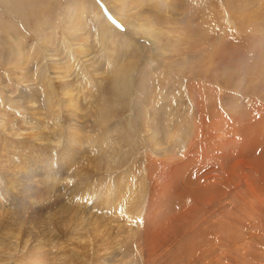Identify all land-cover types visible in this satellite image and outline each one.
Returning a JSON list of instances; mask_svg holds the SVG:
<instances>
[{
    "label": "rangeland",
    "instance_id": "374dc122",
    "mask_svg": "<svg viewBox=\"0 0 264 264\" xmlns=\"http://www.w3.org/2000/svg\"><path fill=\"white\" fill-rule=\"evenodd\" d=\"M107 12L122 24L105 16ZM106 21L116 25L115 33ZM127 23L152 25L164 36L154 45L136 36L144 44L131 49L124 37ZM66 68L71 76L68 92L82 110L77 117L60 109L61 102L56 108L48 105L47 75L52 70L63 75ZM87 77L92 86L78 89ZM119 79L133 80V98L139 99L138 84L145 83L148 106L143 116L128 109L131 100L117 91ZM0 123L6 131L0 132V167L5 164L6 171L16 174L25 164H34L37 171L51 170L49 186L69 188L63 190L61 202L67 207L61 213L59 205L31 206L29 188L19 192L10 187V175L0 171L1 213L8 207L10 218L21 213L31 217L25 220L29 222L39 212L46 223L38 242L32 236L34 243L22 238V249H6L9 241L0 238V254H8L4 264H60L59 243H67V230L80 228V223L98 226L94 236L102 246L109 245L114 240L107 232L114 234L118 224L129 226L123 212L131 196H158L169 205L177 193L181 198L173 204L175 223L187 214L195 216L185 221L188 229L182 232L203 245L204 260L188 251L174 264H264V0H0ZM76 123L79 129L70 131ZM62 133L71 140L59 143L57 134ZM47 173L31 175L38 182ZM50 194L49 199L56 198ZM89 241L88 251L101 253L93 235ZM88 251L69 261L71 255L61 257L81 264L90 259ZM132 257L104 264H140Z\"/></svg>",
    "mask_w": 264,
    "mask_h": 264
},
{
    "label": "bare ground",
    "instance_id": "6f19581e",
    "mask_svg": "<svg viewBox=\"0 0 264 264\" xmlns=\"http://www.w3.org/2000/svg\"><path fill=\"white\" fill-rule=\"evenodd\" d=\"M170 6V5H169ZM171 7V6H170ZM114 9H116L114 7ZM107 15V17L112 18V20H114V23L118 24L120 26V24H122L119 20L121 18H119L118 16H114L111 13L105 14V16ZM102 17V15H101ZM103 19V18H102ZM119 19V20H118ZM106 25L107 27L113 32L115 33V24H111L110 22L106 21ZM114 25V26H113ZM122 26V25H121ZM124 37L127 43V46L129 48L132 49V47L138 46V43H141L142 40H138L136 38V36L139 37H146L150 42L149 44L154 45L155 43H158L160 41V39H162V37L164 36V33L158 29L157 32H155L154 27L152 25H148L143 23L138 24V25H134L133 23H127L126 26V30L124 32ZM110 37V36H109ZM102 38V37H101ZM105 39V38H104ZM144 40V39H143ZM143 43V41H142ZM141 43V44H142ZM144 44V43H143ZM141 46V45H139ZM139 48V47H138ZM109 51V50H108ZM117 54V53H116ZM115 55V54H113ZM116 59V58H115ZM121 59V58H120ZM122 60V59H121ZM116 61V60H115ZM118 61V60H117ZM116 61V62H117ZM125 62V59H124ZM114 63V62H113ZM127 63V62H126ZM124 64V63H122ZM109 68H110V73H113L114 66L112 65V63H109ZM71 66V65H70ZM118 66V65H117ZM121 66V65H120ZM119 67V66H118ZM116 68V67H115ZM123 68V67H121ZM67 70L65 71V73H63V75H61V72L59 71L56 74L57 70H52L51 72L48 73V84H47V88L49 89L48 91V95H47V99L49 102V106L51 107L52 104H54V107L56 108L57 105H59V102H61L64 107L60 108V109H65L68 108L66 110V112H72V115L74 113V115L77 117L78 112L81 110L79 107V100L76 99L75 97L70 95V91L68 92V81H70L69 79L71 78L70 75H68V68H66ZM123 70V69H122ZM48 71H50V69H48ZM88 71V70H87ZM119 71V70H118ZM53 72V75H52ZM115 73V72H114ZM125 73V72H124ZM54 74L55 77H54ZM104 74V73H103ZM118 74V73H117ZM83 76V75H82ZM124 77V76H123ZM88 78V79H87ZM86 80H83L82 78V82L78 83V85L76 87L83 89L84 85V90L87 88V85L90 87L92 86L91 84H93L92 81H90V77H87ZM108 78V77H107ZM122 78V77H120ZM143 78V77H142ZM103 79V78H102ZM146 79V77H145ZM118 80V79H117ZM85 81V82H84ZM144 82V80H143ZM67 83V84H66ZM136 84V83H135ZM60 86V88H58L59 90L55 91V87L56 86ZM70 85V84H69ZM75 86V85H74ZM71 87V86H70ZM139 87V89H138ZM138 87H136L139 91H140V95L141 98H133V91L135 88L134 82L133 80H129V82H127L124 79H119V82L117 83V91L120 93V95L124 96V97H129L131 100V104L130 106H128V109H130V112L133 113V116H143L146 113L147 110V98L145 97L143 91H144V87H145V83H139ZM77 89V88H76ZM111 89V88H110ZM109 89V90H110ZM135 89V90H137ZM91 90V89H90ZM142 90V91H141ZM114 91V90H113ZM118 92H116L118 94ZM135 92V91H134ZM115 93V92H114ZM79 94V93H78ZM134 95V97H135ZM68 96V98L66 97ZM109 96V95H108ZM114 96V95H113ZM49 97V98H48ZM114 98V97H113ZM117 98V96H116ZM118 99V98H117ZM136 99H139L140 104L138 105V101ZM84 105L87 104V100L84 99ZM118 101V100H117ZM89 102V100H88ZM95 102V101H94ZM138 102V103H137ZM116 105V104H115ZM164 105V104H163ZM31 106V105H30ZM53 106V105H52ZM62 106V105H61ZM92 106V105H91ZM113 107V106H112ZM165 107V105H164ZM164 107H160L158 106V111L163 112ZM52 108V107H51ZM126 108V107H125ZM167 108V107H166ZM54 110V109H53ZM58 110V109H57ZM57 110H55L54 112L57 113ZM114 110V109H113ZM124 109L122 108V111ZM82 111V110H81ZM80 111V112H81ZM86 111V110H85ZM84 111V112H85ZM129 111V110H128ZM64 112V111H62ZM101 112V111H100ZM158 112V113H159ZM83 113V112H82ZM61 112L57 113V117H60ZM99 114V111H98ZM101 114V113H100ZM34 116V114H32ZM40 115V114H39ZM70 115V113L68 114ZM131 116V115H130ZM70 117V116H69ZM98 117V116H97ZM72 118V117H71ZM70 118V119H71ZM75 121L77 119L72 118ZM15 120V119H14ZM73 120V121H74ZM57 123H59L58 119L56 118ZM61 121V120H60ZM135 121V120H134ZM25 122V121H24ZM23 122V123H24ZM146 124V121H144ZM62 123V122H61ZM75 123V122H74ZM100 123V122H99ZM163 123V122H161ZM4 127L7 124H3ZM26 125V124H25ZM35 125V124H34ZM72 125V124H71ZM0 132L1 133H6L5 128L2 127V123H0ZM62 126V125H61ZM100 126V125H99ZM132 126V125H131ZM41 127V126H40ZM64 127V126H63ZM80 127V124L78 125L77 123L75 125H73L72 127H70V131L72 130H78ZM18 128V127H16ZM65 128V127H64ZM75 128V129H74ZM118 128V127H116ZM242 128V127H241ZM54 129H58L57 124H55ZM61 129V128H60ZM86 129V128H85ZM168 129V128H167ZM69 130H64L65 132H68ZM33 131V130H32ZM63 131V132H64ZM82 131V130H81ZM85 131V130H84ZM32 133V132H31ZM107 133V132H105ZM30 134V133H29ZM36 134V132H35ZM42 134V132H41ZM121 134V133H120ZM28 135V134H27ZM32 135H34L32 133ZM30 135V136H32ZM44 135V134H43ZM59 137V143H63V140L65 141H70L71 139L67 138L64 139V133L62 134H57ZM37 136V135H36ZM67 136V135H66ZM103 136V135H102ZM105 136V135H104ZM103 136V137H104ZM115 136V135H114ZM120 136V135H119ZM122 136V134H121ZM16 137H21V136H15ZM33 137V136H32ZM35 137V136H34ZM38 138V137H37ZM76 138V137H74ZM99 137H97V135H95V142L98 143ZM106 138V137H105ZM114 138V137H113ZM186 138V137H185ZM184 138V139H185ZM17 139V138H16ZM89 139V138H88ZM111 139V138H110ZM115 139V138H114ZM116 139H118L116 137ZM46 140V139H45ZM18 141V140H17ZM41 141V140H40ZM113 141V140H112ZM171 141V140H170ZM169 141V142H170ZM182 141V140H181ZM168 142V141H167ZM168 142V143H169ZM17 143V142H16ZM31 143V142H30ZM101 142H99L100 144ZM37 144V143H36ZM35 144V145H36ZM113 144V143H112ZM170 144V143H169ZM183 144V143H182ZM18 145V144H17ZM74 146V145H73ZM78 146V145H77ZM123 146V145H122ZM182 146V145H181ZM184 146V145H183ZM81 147V145L79 146ZM77 147V148H79ZM86 147V146H85ZM102 148V147H101ZM104 148V147H103ZM81 149V148H80ZM162 149V148H161ZM181 149V148H180ZM179 149V150H180ZM109 150V148H108ZM123 150V149H121ZM245 150V149H244ZM110 152V151H109ZM201 152V151H200ZM111 153V152H110ZM109 153V154H110ZM121 153V152H120ZM165 153V152H164ZM163 153V154H164ZM167 153V152H166ZM236 153V152H235ZM105 154V153H104ZM106 155H108L106 153ZM111 155V154H110ZM51 156V155H50ZM67 158V157H66ZM202 159V158H201ZM209 159V158H208ZM245 159V158H244ZM194 160V159H193ZM210 160V159H209ZM196 161V160H195ZM200 161V160H199ZM204 162V161H203ZM194 163V161H193ZM199 163V162H198ZM202 164V162H200ZM1 164V163H0ZM25 164V163H24ZM205 164V163H204ZM8 165V164H7ZM34 164H30V166L28 167L26 164L25 166L22 167V170H20L18 173L16 172V174H10V172L6 171L7 166H5V164L1 165L0 167V171L1 172H8L7 174L10 175V180H9V185L12 188H15L16 190H18L19 192L21 191V187H26V189H28V191L30 193V196L28 198L29 201V205L31 206H36L39 205L40 208H52L51 204L54 206L59 205L56 208H61L60 213L65 211L67 205L63 204L61 202V200L66 196V194L64 195L65 192H63L64 189H66L67 191L69 190V188H66L64 185L63 186H56L59 183L56 184H52L49 186L48 182L49 180H47V176L49 175L47 173V171H51L50 169H48L47 171H43V170H39L41 173H47V174H41V179L37 182L34 181L31 173L35 174L36 173H40L39 171H37V167L33 166ZM219 166V165H218ZM19 169V168H18ZM83 170V169H82ZM80 170V172L82 171ZM180 171V170H179ZM14 172V171H13ZM26 172V173H25ZM31 172V173H30ZM79 172V171H78ZM51 173V172H49ZM53 173V172H52ZM83 173V172H82ZM124 173V172H123ZM128 173V171H127ZM180 173V172H179ZM182 173V172H181ZM3 175V173H1ZM6 174V173H5ZM17 174L22 175V177H19ZM28 175L26 178L23 177L24 175ZM82 175V174H80ZM79 175V176H80ZM39 176V175H37ZM78 176V175H77ZM182 176V175H181ZM210 176V175H208ZM208 176H206L205 178L208 179ZM82 177V176H81ZM79 177V178H81ZM121 177V176H120ZM217 177V176H215ZM127 178V177H125ZM210 178V177H209ZM51 179V177H50ZM62 179V178H60ZM203 179V177L201 178V180ZM53 180V179H52ZM51 180V181H52ZM80 180V179H79ZM77 180V181H79ZM212 180V179H211ZM76 181V182H77ZM145 181V180H144ZM214 181V180H213ZM2 181H0L1 183ZM4 182V180H3ZM116 182V181H115ZM165 182V181H164ZM170 182V181H169ZM206 182V181H205ZM215 182V181H214ZM218 182V181H217ZM34 183V185H33ZM78 183V182H77ZM161 183V182H160ZM189 183V182H188ZM210 183V182H208ZM194 184V183H193ZM219 184V183H218ZM33 185V187H32ZM165 185V184H164ZM168 185V184H167ZM190 185V183H189ZM188 185V186H189ZM196 185V184H195ZM213 185V183H212ZM211 185V186H212ZM76 186V185H75ZM178 187V185H175ZM181 186V185H180ZM187 186V185H185ZM191 186V185H190ZM189 186V187H190ZM17 187H19V189H17ZM46 187H51L48 190V193H56V198L54 199H49L47 197V192H46ZM62 187H64L62 189ZM77 187V186H76ZM173 187V186H172ZM208 187V186H207ZM219 187V186H218ZM36 188V193L34 194L33 189ZM171 188V187H170ZM169 188V189H170ZM175 190H177L176 187H174ZM188 187H186L187 189ZM211 189V187H209ZM11 189V188H10ZM165 189V187H164ZM168 189V190H169ZM198 189V188H197ZM208 189V188H207ZM219 189V188H218ZM222 189V188H220ZM174 190V191H175ZM209 190V189H208ZM171 191V189H170ZM192 191V190H191ZM46 192V193H45ZM180 192V191H179ZM183 192V191H181ZM67 193V192H66ZM113 191L110 189L106 194V200H108L109 198H111ZM176 192H172V194ZM193 193V192H192ZM191 193V194H192ZM195 193V190H194ZM204 193V192H203ZM221 193V192H220ZM172 194L170 195L172 197ZM181 194V193H180ZM179 194V195H180ZM198 194V193H197ZM1 195V194H0ZM18 195V194H17ZM51 195V194H50ZM53 195V194H52ZM59 195V196H58ZM133 195V194H132ZM174 195V194H173ZM179 195L177 193V195L174 198H170L171 203L168 202L169 205H165L162 204V201H159V197L158 196H154L152 198H150L149 194H142V196L139 199V196L137 194H134L133 196H131L129 198V200L127 201V206H125L127 209L126 211L123 212V216L125 218V221L127 222V224L129 225L128 227L124 224V225H116L115 228L117 229V231L114 234H111L110 232H107L105 235H108L110 237L113 238L114 242L109 244V245H105L102 246L100 240L98 241L94 234L96 233V229H98V226H96L93 229H90L88 227H85L83 225V223H80V228L77 229H72V230H67V233H69V240L64 243H59V256H57L59 259V263L60 264H68L67 262H65V260L68 258L69 259L72 258V256H78L80 251H88V244L92 243V241H89L90 238H92L93 235V242H96L100 248L101 253H96L95 256L90 252V259L88 260H82L81 264H104L106 262H118L123 259H126L127 257L129 258V256H134L132 257V259L137 260L135 262H139L140 264H166V262L170 259V264H174V260L178 259V258H182V254H184L185 252V256L187 257L188 255V251H195L199 257L204 260V255L202 254L204 252V247L201 243L196 242V238L195 235L193 237H189L188 234L183 233L182 231L184 230V228H186L185 225V221L186 222H191L192 218L189 216V214L185 215L181 220L184 221H179V223H175V217L177 215H173L172 213L174 212V210L177 208H175V205H177V203L173 206V204L175 203L174 201L176 200H180ZM183 195V194H182ZM203 195V194H202ZM201 195V196H202ZM19 196H21V193L19 194ZM33 196V197H32ZM39 196V198H38ZM49 196V195H48ZM32 197V198H31ZM210 197V196H209ZM207 197V199L209 198ZM53 198V197H51ZM166 198V197H165ZM212 198V197H211ZM130 199H132L133 204L130 202ZM169 199V198H168ZM216 199V197H215ZM218 199V198H217ZM202 200V199H201ZM214 200V199H213ZM1 201V200H0ZM32 201H35L36 203H32ZM184 201V200H182ZM54 202V203H51ZM178 202V201H177ZM210 202V201H208ZM15 203V202H14ZM13 203V204H14ZM60 203V204H58ZM183 205L186 206L185 203L186 202H182ZM196 203V202H195ZM213 203V202H211ZM4 204V203H3ZM215 204V203H214ZM253 204V203H252ZM8 205V204H7ZM6 205V206H7ZM182 205V204H181ZM192 205V204H191ZM202 205V204H201ZM5 206V207H6ZM200 207V205H198ZM2 201H1V205H0V210H2ZM173 207L175 209H173ZM183 207V206H182ZM255 207V206H254ZM252 208V207H251ZM259 208V207H258ZM257 208V210H259ZM35 209V208H34ZM68 209V208H67ZM5 210H10V208L6 207ZM13 210V209H12ZM177 210V209H176ZM200 210V209H199ZM6 211V212H8ZM32 211V210H31ZM36 211V210H35ZM185 214L189 213L188 209L185 210ZM188 211V212H187ZM1 213L0 211V238H5L9 241L8 246L6 247V249H18V248H23L22 245V238L24 236H28L30 242L32 243V238H34L36 240V242H38L37 238L39 235V230L41 228H44V225H46L44 220H41L40 218L42 217V214H38L39 212H37V217L36 218H32L29 222H25L28 221L27 219L31 218V217H27L24 216L23 214H18V213H14L16 215L11 216V218L8 216V214ZM203 212V209H202ZM207 212V211H206ZM219 212V211H218ZM177 214V212H175ZM193 213V212H192ZM184 214V211L181 212L182 215ZM194 214L195 213L194 211ZM201 214V213H200ZM213 214V213H212ZM254 214V213H253ZM53 215V214H52ZM191 215V214H190ZM193 215V214H192ZM216 215V214H215ZM51 216V215H50ZM183 216V215H182ZM197 216V215H196ZM21 217V218H20ZM181 216H179L180 218ZM202 217V216H201ZM205 217V216H204ZM213 217V216H211ZM221 217V216H220ZM51 219V218H50ZM200 219V217L198 218ZM217 219V218H216ZM23 220V221H22ZM62 220V217H59L58 223L56 224V222L53 220L54 225H58L59 222ZM177 220V218H176ZM207 220V219H206ZM210 220V219H209ZM221 220V219H219ZM218 220V221H219ZM194 221V220H193ZM212 221V220H211ZM213 222V221H212ZM217 222V221H216ZM194 223V222H193ZM203 223V222H202ZM7 224H9V226H7ZM16 224H26V229L24 226L19 228H15L13 229V227H15ZM190 224V223H189ZM220 224V223H218ZM223 224V223H222ZM196 223L194 224L193 227H195ZM205 225V224H204ZM204 225H202L203 227H201L202 229L204 228ZM200 226V225H199ZM206 227V226H205ZM208 227V226H207ZM213 228V227H212ZM45 229V228H44ZM188 229V227L186 228ZM202 229L199 230L198 228V234L202 233ZM204 230V229H203ZM206 230V229H205ZM204 230V231H205ZM20 231V232H19ZM177 231V232H176ZM201 231V232H200ZM203 231V233H205ZM29 232V233H28ZM192 232V231H191ZM176 233V234H175ZM193 233V232H192ZM9 234V236H8ZM87 234L90 235L87 238H84L83 236ZM194 234V233H193ZM208 234V233H207ZM63 236H65L63 234ZM203 237V235H202ZM205 237H207L205 235ZM212 237V236H211ZM15 238V240L13 241V239ZM199 238L201 239V237L199 236ZM11 240V241H10ZM200 241V240H199ZM48 242V240H47ZM208 242V240L206 241ZM210 242V241H209ZM4 243V242H3ZM7 243V242H6ZM34 243V242H33ZM216 243V242H215ZM2 244V243H1ZM187 244V245H186ZM208 244V243H207ZM38 245H40L42 248L40 249L41 251H43L45 246L43 244V242L41 241V243H39ZM209 245V244H208ZM207 245V248H208ZM32 246V245H31ZM31 250L33 251V248L35 247L34 245L31 247ZM57 246V245H56ZM3 247V246H2ZM54 247V246H53ZM218 247V246H217ZM53 249V248H52ZM213 249V245L212 248ZM215 249V247H214ZM209 251V249H207ZM218 250V249H217ZM15 251V250H14ZM20 251V250H19ZM40 251V252H41ZM214 251V250H213ZM219 251V250H218ZM17 252V251H16ZM23 252V250H22ZM7 253V252H6ZM5 252L3 254H0V264H4L7 260H4V258L8 255L5 254ZM10 254V252H9ZM57 254V253H56ZM61 254H69L71 256H67L65 260H62ZM11 255V254H10ZM121 255V256H120ZM203 255V256H202ZM211 255V254H210ZM18 256V255H17ZM46 256V255H45ZM184 256V258H185ZM119 257V258H118ZM169 257V259L167 260V258ZM195 257V256H194ZM198 257V258H199ZM213 257V256H212ZM35 258V257H34ZM64 258V257H63ZM199 258V259H200ZM206 258V257H205ZM219 258V257H218ZM195 259V258H194ZM217 259V258H216ZM16 260V259H15ZM10 261V260H9ZM13 261V260H11ZM10 261V262H11ZM47 261V260H46ZM125 261V260H124ZM207 260H205L206 262ZM14 262V261H13ZM44 262V261H43ZM126 262V261H125ZM169 262V261H168ZM186 262V261H185ZM7 263V262H6ZM12 263V262H11ZM17 263V261H16ZM39 263V262H38ZM129 263V262H126ZM18 264V263H17ZM34 264V263H33ZM168 264V263H167ZM182 264V263H181ZM186 264V263H185ZM190 264V263H189ZM202 264V263H201Z\"/></svg>",
    "mask_w": 264,
    "mask_h": 264
}]
</instances>
